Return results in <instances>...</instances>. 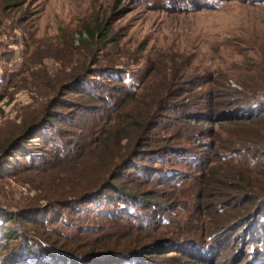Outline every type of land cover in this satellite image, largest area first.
Returning a JSON list of instances; mask_svg holds the SVG:
<instances>
[{"label":"rangeland","instance_id":"rangeland-1","mask_svg":"<svg viewBox=\"0 0 264 264\" xmlns=\"http://www.w3.org/2000/svg\"><path fill=\"white\" fill-rule=\"evenodd\" d=\"M251 88L263 104L264 0H0V159L47 111L60 118L44 129L52 142L29 146L36 161L12 160L0 178V243L3 214L21 213L35 224L5 223L18 235L85 254L157 244L162 256L140 261L264 264V117L230 124L257 108L205 110L211 94L235 103ZM146 119L156 125L144 133ZM57 151L63 160L28 170ZM119 172L138 204L98 212L86 196L107 194ZM235 187L254 188L255 204Z\"/></svg>","mask_w":264,"mask_h":264},{"label":"trees","instance_id":"trees-1","mask_svg":"<svg viewBox=\"0 0 264 264\" xmlns=\"http://www.w3.org/2000/svg\"><path fill=\"white\" fill-rule=\"evenodd\" d=\"M104 87L103 85L100 86ZM99 88V87H97ZM85 92H89L90 93H95L92 92L93 88L90 86V84H88L86 86ZM251 90V91H250ZM254 90L248 89V92H246L245 90L243 91H239L236 94V96L239 97L240 102H235V103H224V102H218V103H214L213 100V94H211L210 98L207 100H205V110L207 112H209L211 115H213L214 117H216L218 114H227V112H231L233 110H235L236 108H243V111H247L251 112L254 110V108H257V112L256 114H252L251 116H241L235 119H231L233 121H230L232 123L230 124H241L244 122H253L255 120H257L260 117H264V103L263 104H255L254 99L258 96L259 93H253ZM177 98L182 97V95H173ZM108 96L104 97L106 100ZM219 98L220 95H219ZM56 106L59 107H66V103L64 102H57ZM258 106V107H257ZM245 108V109H244ZM167 110V109H166ZM176 112V111H174ZM176 114H180L179 111H177ZM185 116V115H184ZM45 118H43L42 120H40V122H38L37 124L30 126L28 128H26L24 130V132L21 134V136L15 138L14 140H11L8 142V144L6 146H4L2 148L3 152H2V156L3 158L0 159V162L2 160H4L5 162V166L2 167V165L0 164V178L7 177L8 174H10V170L15 167L14 164L12 162V160L16 161L15 165H19L20 163L18 162V158L20 157H24V158H30L33 159V154H32V149L29 146H33L34 143H42V144H46L47 142L50 143L52 142L50 139H48V134L46 133V131L44 132V129L47 128H51L53 129V123L59 121V116L57 115V113H53L51 114V111L46 113V115L44 116ZM151 118V117H148ZM186 118V116H185ZM228 122V121H227ZM156 123L151 121L150 119H146V122L144 123V125H141L140 129L141 131H143L144 133L147 131H151L154 127H155ZM50 130V129H49ZM51 132V131H49ZM50 134V133H49ZM120 142V139H118V143ZM239 143H242L244 145L248 144V138H244L243 141H238ZM261 144V143H259ZM247 148V147H246ZM224 150V149H223ZM248 150V148L246 149ZM253 149H249V151H251ZM141 152V151H140ZM69 154V155H67ZM65 154V158L67 160V163H72L75 162V160L73 161L72 159H76L77 156L72 155V153H67ZM54 158L52 159H48V157H45V155H43L42 157L36 156L37 159L39 160L38 164H32L29 167V171L32 170H37L39 168V164H44V165H49V164H54L56 162V160H63L64 157H62V153H60L59 151L56 152L55 155H53ZM61 158V159H60ZM116 158L118 157H109V162L114 161ZM33 161L35 162L36 160L33 159ZM125 165L127 166L128 169L132 170L133 172H135V174H139V176H143L146 178V180L150 181L151 176H149V174L146 172L147 171V167H143V165H141V163L138 162H132V161H127L125 164L122 163L120 165L121 168H124ZM229 165V164H227ZM126 168V167H125ZM117 175L113 177V180L110 181L107 184L106 190H107V194H104L102 197L100 194L98 193H91L88 196H86L87 200H89V204H95L98 207V212H101L102 208H104V206L110 205L112 202L113 203H120V201L125 204V203H135L138 204L137 201L139 200V196L135 195L136 192L133 191V189H122L121 187H119L118 185H116V181H120V180H126L129 179L128 177H126L124 175V173L119 172L116 173ZM226 186L225 183H219V187H224ZM135 190V189H134ZM233 191H239L240 193H244L247 194L244 196V199L248 200L249 202L255 204L254 202L257 199H253L250 196H253L257 193H253L252 192H256V190L254 188H250L247 190L244 189H237L236 187L234 189H232ZM260 192H264V188L257 189ZM251 192V193H250ZM141 195V194H139ZM105 199L103 201V199ZM116 198V199H115ZM113 200H117V201H113ZM88 202V201H87ZM129 203V204H130ZM259 203V202H258ZM261 206H264V201L262 203H260V205H257L256 208L254 209L255 211L257 210V212L259 211V208ZM259 207V208H258ZM66 208H72L70 205H68V203H66ZM252 211V210H251ZM254 211V212H255ZM124 213H126L125 211H123ZM250 212V211H249ZM250 214V213H249ZM253 216V214H252ZM4 218L7 221H2V235H1V248H5L6 250H8L9 247H12V242H14V240H16V244L14 245V250L15 253H13V251L10 252V256L7 258L2 257V259H0V264H150L147 263L145 260L144 261H140V259L145 258L146 260L152 259L153 255L152 254H156V253H152L154 250L155 252L157 251L158 254H160L158 257L162 256V252L163 249L160 248V246H158L157 244L155 245V249H145L143 247L137 248L138 246H134V248L129 249L130 251L125 250V248L123 250H116L114 248H112V250H95L93 252H88V253H84L83 249L80 248H69L67 246H61L57 247L58 245L52 243L51 240L49 239H45L44 241H41L40 243L34 242V240H29L28 238H24L21 235H18L17 232L15 231L14 228H10L8 225L9 222L10 223H15L17 224L18 222H22V223H34L35 222L31 219H29L28 217H26L24 214L21 213H4L2 220H4ZM43 218V217H42ZM251 219V216L248 218V220ZM251 221V220H250ZM41 222H45V219H43V221ZM260 224L261 221H257V224ZM261 227H263V224H260ZM263 230V229H262ZM173 241H171L170 243H172ZM21 243V244H20ZM19 245V246H18ZM18 247V248H17ZM171 246L168 247H164V248H170ZM17 249V250H16ZM132 250V251H131ZM3 251V249L0 250V253ZM106 251V252H105ZM117 252V255H112L114 253ZM170 252V251H169ZM126 253V254H125ZM121 254V255H119ZM130 254V255H129ZM141 255V256H140ZM4 259V260H3ZM153 264V263H151ZM154 264H158V263H154Z\"/></svg>","mask_w":264,"mask_h":264}]
</instances>
